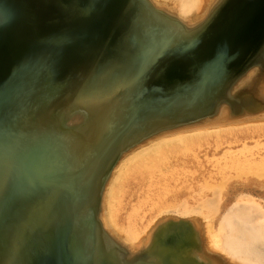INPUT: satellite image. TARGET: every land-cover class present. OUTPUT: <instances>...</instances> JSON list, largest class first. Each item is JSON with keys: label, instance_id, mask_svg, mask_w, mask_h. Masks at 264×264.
<instances>
[{"label": "bare ground", "instance_id": "6f19581e", "mask_svg": "<svg viewBox=\"0 0 264 264\" xmlns=\"http://www.w3.org/2000/svg\"><path fill=\"white\" fill-rule=\"evenodd\" d=\"M175 2L179 12L188 16L197 12L196 6L207 0ZM234 2L235 0H214V17L222 16L223 11ZM129 6L136 11L131 14L130 25L121 42L116 46H104L96 41L93 52L83 53L84 66L66 83L62 75L58 85L54 87L55 93H61L59 101L53 107L60 109H57L58 119L67 123L68 113H78L75 122L77 128L71 134L72 141L77 145L80 155L85 154L84 160L89 166V178H86L82 192L76 196L73 204L75 208L68 217L71 229L86 221L85 225L92 227V221H88V210L94 193L103 189L102 215L106 218L105 227L115 235L118 234L121 231L116 229L110 216L111 210L105 205L107 203L109 207L113 198L119 196L122 183L129 173L163 172L164 166L172 165L168 156L178 150V145H184L185 148L195 143V139L186 140V137L231 128L246 132L242 131L246 126L264 123V13L252 32L241 37L245 40L244 45L254 47L252 55L259 50L252 58L254 60L242 66L240 76L234 73L226 78L223 69L228 61L219 60L212 65H204V56L208 53L204 50L205 44H201L208 40L202 42L198 36L199 23L194 25L193 30L182 33L178 32L181 27L172 29L174 26L167 16L157 19L141 0H131ZM185 23L186 26L190 24L189 21ZM179 40L181 43H178ZM79 50L77 47L75 60L79 58ZM59 60L62 65L70 68L71 62L68 59H62L61 55ZM66 96L68 97L63 101L65 104H59ZM34 110L24 113L18 131L15 132L16 137H24V134L32 130L31 127L43 136L42 141L46 135L50 138L54 134L46 113L36 112L35 106ZM148 134L154 135L145 137ZM245 138L241 136L239 139ZM136 141L141 144L139 148L131 149L130 153L121 157L114 165L110 163L112 155L118 153L115 151L116 147L126 148L129 144L134 146ZM180 141L183 142L178 144ZM14 147L17 153L21 150L16 143ZM218 147L219 145L215 150ZM10 160L11 158L7 160L8 163L0 164V198L17 170L13 160ZM175 160L179 159L175 157ZM234 166L248 170V173L256 174L258 178L264 176V173H258L264 171V160L254 163L238 161ZM107 175H110V180L105 183L103 180ZM210 181L205 180L202 186L211 193V197L204 199L192 212L179 210L180 216L198 213L207 220L214 217L220 209L222 197L220 189ZM249 183L247 185L252 187L253 183ZM263 183L260 182V185ZM56 188L60 191L58 185ZM235 198L219 217L216 227L212 221L207 222V248L229 256L231 261L238 264H264V204L249 193L237 194ZM27 204L28 215L24 222L18 223L10 232L12 239H9L5 247L10 251L0 256V264H14L12 254L19 257L22 245L30 239L29 233L34 225L35 235L40 231L39 226L50 224L45 221L46 201L29 195L26 206ZM37 221H40L39 224ZM128 237L133 246L142 244L136 231ZM36 241H41V238ZM147 243L150 248L148 250L153 251L162 264H217L215 258L205 253L200 230L189 219L168 218L161 221L152 231Z\"/></svg>", "mask_w": 264, "mask_h": 264}, {"label": "water", "instance_id": "95a60500", "mask_svg": "<svg viewBox=\"0 0 264 264\" xmlns=\"http://www.w3.org/2000/svg\"><path fill=\"white\" fill-rule=\"evenodd\" d=\"M130 1L0 0V164L8 163L11 158L17 168L0 198V256L10 251L5 249L12 239L10 232L28 215L29 204L26 206V202L29 195L47 202L45 221L50 223L39 226L40 231L35 235L34 225L19 257L12 254L14 264H162L153 251L148 250L147 239L153 229L146 240L135 247L105 227L103 189L94 193L87 211L88 221H92L94 228L85 225L87 221L77 228L69 227L68 217L75 208L76 196L89 178V166L84 160L85 154L81 156L72 141L71 134L77 124L69 126L66 121H60L59 107L53 109L61 96V93H55V85L62 75L65 82L84 66V51L93 52L96 41L104 46H116L121 42L130 25L131 14L136 11L129 6ZM141 1L157 19L167 16L174 26L172 29L181 27L178 32L191 31L199 23L198 36L202 42L208 40L201 44H205L204 50L208 53L204 56V65L228 61L223 69L226 78L234 73L240 76L242 66L252 63L259 51L252 55L254 47L244 45L245 40L241 37L252 32L264 13V0H235L222 16L216 17L211 0L204 14L191 20L154 0ZM188 21L190 24L186 26ZM77 47L81 54L75 60ZM61 55L62 59L71 62L73 68L60 63ZM50 91L51 94H47ZM67 97L59 104H65L63 101ZM40 101L42 104L37 105ZM34 106L36 112L46 113L49 127L54 131L43 141V136L32 127L22 138L15 134L24 113L35 111ZM151 135L154 134L145 137ZM139 141L134 146L116 147L118 153L111 154L110 163L114 165L131 149L139 148ZM15 143L21 148L18 153L14 150ZM107 180L110 175L103 181L106 183ZM37 238L41 241H36ZM205 253L221 264L218 256L209 254L206 249Z\"/></svg>", "mask_w": 264, "mask_h": 264}, {"label": "rangeland", "instance_id": "374dc122", "mask_svg": "<svg viewBox=\"0 0 264 264\" xmlns=\"http://www.w3.org/2000/svg\"><path fill=\"white\" fill-rule=\"evenodd\" d=\"M154 1L168 6L182 17L184 16L179 12L175 0ZM210 2L211 0H207L206 3L199 4L195 8L198 9L197 12H192V14L184 17L191 19L201 17ZM245 128L242 131L246 130V132L239 131V128H231L218 132H204L196 137H186V140L195 139V143L185 146L186 149L184 145H178V150L168 156L172 165L164 166L163 172L139 174L136 171L137 173H129L122 183L119 196L113 198L109 207L107 203L105 205L111 210L110 216L117 226L116 229L122 232V234L119 232L116 235L121 240L131 243L128 236L136 231L137 237L143 243L152 229L154 230L161 221L168 218L189 219L194 221L200 230L203 248L209 254L218 256L221 264H238L231 261L229 256L207 248L206 226L208 225L207 222L211 223V221L215 227L217 226L219 217L235 201L237 194L249 193L264 204V183L260 185V182H264V176L258 178L256 174L253 175L251 172L248 173V170L238 169L234 166L238 161L254 163L264 160V123L251 124ZM239 134L246 138L240 140ZM237 138L239 140L235 141ZM182 142L180 141L178 144ZM217 145L219 147L215 150ZM244 145L247 148H244ZM175 157L179 160H175ZM258 173H264V171ZM205 180L208 182L212 180L210 182L216 185L217 189H220L219 194L222 198L219 211L210 220L203 218V215L198 213L197 215L196 213H188L191 215L190 217H187L188 215L180 216L179 210L192 212L191 210L199 206L204 199L211 197V193L204 190L202 186ZM249 182L253 183L252 187L248 186ZM215 260L217 264H220L217 259Z\"/></svg>", "mask_w": 264, "mask_h": 264}, {"label": "snow or ice", "instance_id": "6c2138e0", "mask_svg": "<svg viewBox=\"0 0 264 264\" xmlns=\"http://www.w3.org/2000/svg\"><path fill=\"white\" fill-rule=\"evenodd\" d=\"M77 117H78V113L75 111L68 113V115H67L68 125L71 126L73 123H75L77 120Z\"/></svg>", "mask_w": 264, "mask_h": 264}]
</instances>
